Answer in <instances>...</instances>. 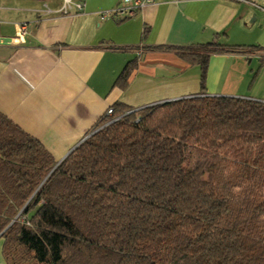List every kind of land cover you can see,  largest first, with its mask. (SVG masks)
Returning a JSON list of instances; mask_svg holds the SVG:
<instances>
[{
	"label": "trees",
	"instance_id": "1",
	"mask_svg": "<svg viewBox=\"0 0 264 264\" xmlns=\"http://www.w3.org/2000/svg\"><path fill=\"white\" fill-rule=\"evenodd\" d=\"M153 49L198 65L201 90L212 53L260 52L264 66L259 45ZM108 109L58 163L0 112L6 264H264V101L200 94Z\"/></svg>",
	"mask_w": 264,
	"mask_h": 264
},
{
	"label": "crops",
	"instance_id": "2",
	"mask_svg": "<svg viewBox=\"0 0 264 264\" xmlns=\"http://www.w3.org/2000/svg\"><path fill=\"white\" fill-rule=\"evenodd\" d=\"M0 0V112L61 160L114 102L139 108L208 94L264 101L260 52H217L200 69L157 45L217 41L264 47V0H154L121 19L118 0ZM28 25L17 38V24ZM136 67L124 88L113 86L127 61ZM0 237V264H6Z\"/></svg>",
	"mask_w": 264,
	"mask_h": 264
},
{
	"label": "built area",
	"instance_id": "3",
	"mask_svg": "<svg viewBox=\"0 0 264 264\" xmlns=\"http://www.w3.org/2000/svg\"><path fill=\"white\" fill-rule=\"evenodd\" d=\"M247 1V0H246ZM154 0H118L113 7L107 10H102L99 12L100 18H105L107 15L112 12L121 19L131 17L136 10L141 9L147 5H150ZM74 7L77 11L83 8V3L81 2H72L71 0H63V5L61 11L67 13ZM28 25L25 22H20L17 24L16 36L21 38L27 31ZM108 109L106 112L108 113Z\"/></svg>",
	"mask_w": 264,
	"mask_h": 264
},
{
	"label": "water",
	"instance_id": "4",
	"mask_svg": "<svg viewBox=\"0 0 264 264\" xmlns=\"http://www.w3.org/2000/svg\"><path fill=\"white\" fill-rule=\"evenodd\" d=\"M9 39H10V38H7V37H0V42H1V43H5V42L9 41ZM85 137H86V136H85ZM85 137H84V138H85ZM84 138H83V139H84ZM57 163H58V161H57ZM57 163H56V164H57Z\"/></svg>",
	"mask_w": 264,
	"mask_h": 264
}]
</instances>
